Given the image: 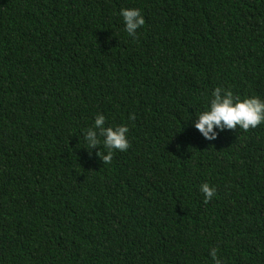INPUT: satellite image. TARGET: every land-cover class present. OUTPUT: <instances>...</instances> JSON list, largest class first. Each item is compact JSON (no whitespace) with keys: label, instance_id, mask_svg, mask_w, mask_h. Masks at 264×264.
I'll return each instance as SVG.
<instances>
[{"label":"trees","instance_id":"16d2710c","mask_svg":"<svg viewBox=\"0 0 264 264\" xmlns=\"http://www.w3.org/2000/svg\"><path fill=\"white\" fill-rule=\"evenodd\" d=\"M217 86L264 99V0H0V264H264V123L204 139Z\"/></svg>","mask_w":264,"mask_h":264},{"label":"clouds","instance_id":"9594fccd","mask_svg":"<svg viewBox=\"0 0 264 264\" xmlns=\"http://www.w3.org/2000/svg\"><path fill=\"white\" fill-rule=\"evenodd\" d=\"M119 15L123 20L124 31L130 37H135L136 30L145 24L139 8H122ZM194 116L196 119L192 126L204 139L211 141L217 138L219 131L235 129L237 126L247 131L264 123V99L256 95L242 98L228 88L217 86L212 89L206 107ZM129 119H134V116L130 115ZM128 133V124L106 126V117L97 114L92 126L84 132L83 139L89 150L99 146V156L103 163L108 164L115 151L124 152L130 147ZM199 191L205 203L216 195L215 187L207 182L199 186ZM209 256L213 264H221L215 247L209 250Z\"/></svg>","mask_w":264,"mask_h":264}]
</instances>
